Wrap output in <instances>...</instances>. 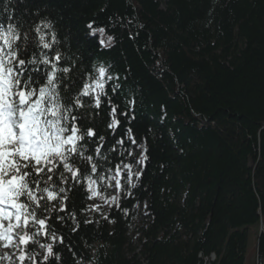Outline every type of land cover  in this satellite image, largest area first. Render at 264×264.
Here are the masks:
<instances>
[{
  "label": "trees",
  "instance_id": "16d2710c",
  "mask_svg": "<svg viewBox=\"0 0 264 264\" xmlns=\"http://www.w3.org/2000/svg\"><path fill=\"white\" fill-rule=\"evenodd\" d=\"M0 14L19 21L21 42L50 21L52 47L29 43L18 59L46 52L71 69L62 92L90 89L68 127L94 133L80 141L93 163L74 155L63 185L49 173L68 195L63 210L37 212L39 243L18 239L23 264H247L254 229L264 257V0H0ZM15 70L22 88L39 76ZM120 171L114 207L88 216L91 192L115 193Z\"/></svg>",
  "mask_w": 264,
  "mask_h": 264
},
{
  "label": "clouds",
  "instance_id": "9594fccd",
  "mask_svg": "<svg viewBox=\"0 0 264 264\" xmlns=\"http://www.w3.org/2000/svg\"><path fill=\"white\" fill-rule=\"evenodd\" d=\"M3 11L8 14L11 21L12 9L7 7V2ZM18 24L19 21L10 22L7 25L0 23V135L7 141L0 144V149L7 156L0 166L11 175H17V169L23 174V178L16 185L7 189V192L14 194L18 204L22 196L26 197L27 201L22 203L24 207L15 209L13 220L15 221L17 214L28 216L32 221L30 225L32 228L39 226V232L31 234L33 242L39 243L38 237L42 234L43 228L39 224L42 218L37 215V212L46 208L47 214L50 215L63 208V200L68 194L60 185L78 171L77 162L73 161V156L79 154V163H93L84 154L87 148L80 144L84 137L89 136L90 130L82 132L75 127L71 130L68 127L69 123H73L70 118L74 107L81 102V97L90 95V89L84 88L77 95L69 93L66 85L62 92L61 84L64 80L70 79L71 69L61 67L58 61L50 62L46 52L33 53L27 60V65L23 59H18L29 43L38 48L42 45L43 49H50L55 43V34L52 32L50 21L41 22L42 26L37 24L34 27L33 31L38 35V40H30V34L24 33L22 42V32ZM44 29H48L50 33L51 39L47 42ZM28 66H31L32 73H39V76L33 78L30 74V77L24 80L22 88V77L16 74L15 69L19 68L23 72ZM101 70L104 73L107 71L103 65L96 68L99 74ZM9 150L11 155H8ZM13 160L15 163H12ZM35 161L39 162V168ZM61 165L62 169L57 174L56 169ZM26 168H31V173L36 175L25 172ZM41 173L43 175H40ZM49 173L58 175L60 185H57ZM33 182H37L36 188H30ZM40 183L43 186H40ZM7 192L3 198L4 203H8L10 199ZM60 193H64V197L57 200ZM53 200H57L56 205L51 204ZM29 209L32 211L29 212ZM2 214L8 213L4 211ZM16 235L19 240L20 237L29 235L24 230L23 220ZM12 246L19 247V244L12 242ZM4 255L7 257L8 254L4 253ZM28 255L31 257L32 253Z\"/></svg>",
  "mask_w": 264,
  "mask_h": 264
},
{
  "label": "snow or ice",
  "instance_id": "6c2138e0",
  "mask_svg": "<svg viewBox=\"0 0 264 264\" xmlns=\"http://www.w3.org/2000/svg\"><path fill=\"white\" fill-rule=\"evenodd\" d=\"M101 31H103V29H101ZM57 59H59V57H57ZM100 76L103 77L104 76V71L101 70ZM99 89L103 90L104 85L103 83H97L96 85ZM99 105V101H97V106ZM94 133L90 130L89 131V135H93ZM14 139V137H13ZM7 141L4 140L3 136L0 135V144L6 143ZM8 155H11V151H8ZM7 159V156H5L3 154V150L0 149V165L3 164V161ZM12 163H15V161L13 160ZM35 163L37 164V168H39V162L35 161ZM95 170V169H93ZM17 175H11L8 172L4 171V168L2 166H0V205H10L11 208L16 209L17 207H24V205L22 203H19L16 201L15 196L13 193L11 192H7V189L12 186V185H16L17 182L19 180H21L23 178V174L19 173V170L17 169ZM78 173H73V176L75 177ZM7 192V195L10 197L8 203H4V196ZM63 210V209H61ZM5 211V209L3 207H0V221L3 220H8L10 221V223L8 224L7 228H4L2 222H0V239L4 240V247H10L12 245L13 242V238L11 233L13 232L14 229L19 228L21 226V220H23V226L27 227L29 225V217L28 216H21L19 214H17L15 216V223L13 225V223H11V221L13 220V213L10 211H6L8 214L7 215H3L2 213ZM39 224L41 226V228H45L46 227V223L44 219H40ZM31 240V236L30 235H24L22 237H20L19 243L22 245H27L29 243V241ZM43 247V245H42ZM47 254L49 256L52 255V246L48 245L47 246ZM7 258V257H6ZM26 259V255L23 253V251H21V254L19 256V260L20 261H24ZM45 259H47V257H45Z\"/></svg>",
  "mask_w": 264,
  "mask_h": 264
},
{
  "label": "rangeland",
  "instance_id": "374dc122",
  "mask_svg": "<svg viewBox=\"0 0 264 264\" xmlns=\"http://www.w3.org/2000/svg\"><path fill=\"white\" fill-rule=\"evenodd\" d=\"M97 94H98L97 90L94 89L93 95L95 97H97ZM125 172H126V175L128 176V178L130 179L131 175H132V168H130L129 166H126ZM121 180H122V177H121V171H120V172H118L116 177L112 180L113 190L116 191L115 193L109 192V193H106L103 195L99 191H95V189L91 192L90 198L88 200V208H89L88 216H90L92 213H100V212L108 211L110 208L114 207V205L118 199V193L117 192L121 187ZM5 211H9V210L5 209ZM0 222H2L4 228H7L8 224L10 223V221H8V220H3ZM11 223H15V221L12 220ZM263 226H264V224H263ZM260 228H261V225L259 223L258 233L260 235L264 236V234H262ZM16 229H18V228H16ZM255 233H256V230L254 229L253 234H251L249 236V241H248V246H247V250H248L247 257L249 259H248L247 264H252V260L254 258V251L252 254V250L254 247L253 235ZM11 235L13 238V243H18V238H17L16 232L14 230L11 233ZM4 243H5V241L0 239V249H2L1 253H3V254L7 253L8 254L7 258L5 257V255L3 256L4 257L2 259L3 264H23V261L19 260L20 255L16 253L17 247H13L12 245L10 247H4ZM22 246L23 245L20 246V250H22Z\"/></svg>",
  "mask_w": 264,
  "mask_h": 264
},
{
  "label": "bare ground",
  "instance_id": "6f19581e",
  "mask_svg": "<svg viewBox=\"0 0 264 264\" xmlns=\"http://www.w3.org/2000/svg\"><path fill=\"white\" fill-rule=\"evenodd\" d=\"M262 223H263V222H262ZM262 223L260 222V225H261L260 230H261L262 234H264V226H263ZM256 255H257V256H256V259H264V257H262L258 252H256ZM214 260H215V258H214V256H213V254L210 255V260L207 261V264H211V263H213Z\"/></svg>",
  "mask_w": 264,
  "mask_h": 264
},
{
  "label": "built area",
  "instance_id": "2783aa9c",
  "mask_svg": "<svg viewBox=\"0 0 264 264\" xmlns=\"http://www.w3.org/2000/svg\"><path fill=\"white\" fill-rule=\"evenodd\" d=\"M256 252H257V249L255 250L254 258L252 260V264H264V259H256ZM208 260H210V256L208 259L204 260V264H207Z\"/></svg>",
  "mask_w": 264,
  "mask_h": 264
}]
</instances>
